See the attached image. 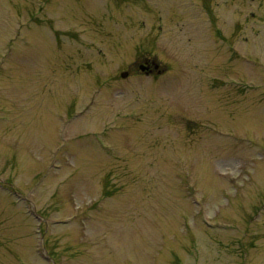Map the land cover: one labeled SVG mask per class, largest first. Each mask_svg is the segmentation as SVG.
<instances>
[{
	"label": "rangeland",
	"instance_id": "obj_1",
	"mask_svg": "<svg viewBox=\"0 0 264 264\" xmlns=\"http://www.w3.org/2000/svg\"><path fill=\"white\" fill-rule=\"evenodd\" d=\"M23 2L0 0V264H264V0Z\"/></svg>",
	"mask_w": 264,
	"mask_h": 264
},
{
	"label": "flooded vegetation",
	"instance_id": "obj_2",
	"mask_svg": "<svg viewBox=\"0 0 264 264\" xmlns=\"http://www.w3.org/2000/svg\"><path fill=\"white\" fill-rule=\"evenodd\" d=\"M51 1L52 0H25V2H23V5H20V7L23 6V8H26V9L33 8L35 10H40V11L43 10L46 7V12H52V8L49 9V3ZM55 1L58 2L59 0H55ZM114 1L115 0H112V2H114ZM117 1L119 2V1H122V0H117ZM105 4H106V2H105ZM114 7L116 8V6H114ZM150 8L153 10V7H150ZM81 27L82 26L78 27L77 25H73L72 28H70V30L76 31V29L81 28ZM82 30H84V31H82ZM80 31H81V33H83V32L86 31V28L82 27L81 30L78 31V33ZM120 35H122V33H120ZM124 45H126V44H124ZM132 66L135 68V70L137 71V73H140L141 75L147 76V77H149V76L152 77V76H154V74H157V75L163 74L165 72V70H166V67L165 66H162L160 64V62H158L156 60L155 57L148 56V55H141V56H137V58H134L128 64V67L129 68H131ZM122 72H126V77L128 76V73H129L128 70L122 71ZM120 74H119V76L121 77Z\"/></svg>",
	"mask_w": 264,
	"mask_h": 264
},
{
	"label": "water",
	"instance_id": "obj_3",
	"mask_svg": "<svg viewBox=\"0 0 264 264\" xmlns=\"http://www.w3.org/2000/svg\"><path fill=\"white\" fill-rule=\"evenodd\" d=\"M121 76L125 77L126 76V72L121 73Z\"/></svg>",
	"mask_w": 264,
	"mask_h": 264
}]
</instances>
